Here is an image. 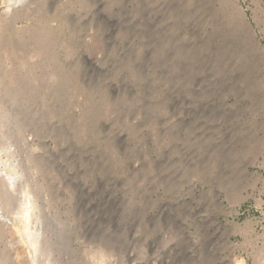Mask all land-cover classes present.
<instances>
[{
	"label": "rangeland",
	"instance_id": "obj_1",
	"mask_svg": "<svg viewBox=\"0 0 264 264\" xmlns=\"http://www.w3.org/2000/svg\"><path fill=\"white\" fill-rule=\"evenodd\" d=\"M0 14V264L264 263V0Z\"/></svg>",
	"mask_w": 264,
	"mask_h": 264
},
{
	"label": "bare ground",
	"instance_id": "obj_2",
	"mask_svg": "<svg viewBox=\"0 0 264 264\" xmlns=\"http://www.w3.org/2000/svg\"><path fill=\"white\" fill-rule=\"evenodd\" d=\"M3 1H4V0H3ZM13 1H15V0H13ZM17 2H18V1H17ZM12 3L14 4V2H11L10 5H12ZM7 6H8V5H7ZM10 9H12V7H11ZM10 9H9V10L6 9V12H5V13L12 14L13 11H12V13H11ZM0 15H1V14H0ZM5 16H7V14H5ZM5 16H4V17H5ZM9 16H11V15H9ZM2 17H3V16H2ZM11 17H12V16H11ZM9 18H10V17H9ZM7 19H8V17H7ZM7 19L4 18L5 21H6ZM0 20H2V19H0ZM8 20H9V19H8ZM2 21H3V20H2ZM0 23H1V21H0ZM1 24H2V23H1ZM28 25H29V24H28ZM18 27H19V26H18ZM20 27H21V26H20ZM19 30H21V29H19ZM23 32H24V31H23ZM16 40H17V39H16ZM25 40H26V39H25ZM18 44H19V43H18ZM8 45H9V44H8ZM6 49H7V48H6ZM44 51H45V50H44ZM19 52H20V51H19ZM22 52H23V51H22ZM5 53H6V52H5ZM24 54H25V52H24ZM33 55H34V54H33ZM33 55H32V56H33ZM39 55H40V54H39ZM23 65H24V64H23ZM7 66H8V65H7ZM22 67H24V66H22ZM45 67H46V66H45ZM46 75H47V74H46ZM51 75H52V74H51ZM0 100H1V98H0ZM10 107H11V106H10ZM10 116H11V115H10ZM10 116H9V114L6 112L5 106L2 104V101H0V131H1L0 133H2L3 136H5L6 133L8 132L7 130L10 129V127H9V128L7 127V124L10 123V121H9V120H10V118H9ZM12 119H13V118H12ZM8 126H9V124H8ZM7 128H8V129H7ZM8 135H9V134H8ZM3 136H2V137H3ZM10 137H11V136H10ZM3 138L5 139V138H8V137L5 136V137H3ZM5 140H8V141H9V139H5ZM1 141H3L2 138H1ZM4 142H7V141H4ZM1 144H2V143H1ZM2 145H4V144H2ZM7 145H8V144L6 143V146H7ZM0 146H1V145H0ZM10 146H11V145H10ZM2 147H4V146H2ZM7 147H8V146H7ZM7 147H6L5 149H7ZM2 149H3V148H2ZM5 149H4V150H5ZM7 151H8V150H7ZM2 152H3V151H2ZM5 152H6V151H5ZM8 152H9V151H8ZM0 155H1V154H0ZM7 162H8V161H7ZM4 165H5V164H4ZM4 165H3V167H0V185L3 184L2 186H4V187L1 186V189H2V188H3V189H2V191L0 192V197H2V199L8 195L7 192L10 191V190H9V189H10V186H12V185H10V184L14 182V181L11 180V178H12L11 175L13 174V173L11 172V169L8 168L7 165H6V166H4ZM8 165H9V164H8ZM10 167H12V166L10 165ZM33 167H34V166H33ZM13 170H14V168H13ZM16 171H17V170H15V173H16ZM16 174H17V173H16ZM12 176H13V175H12ZM31 176H32V175H31ZM31 176H30V177H31ZM15 180H16V179H15ZM11 181H12V182H11ZM26 182H27V181H26ZM14 183H15V182H14ZM14 185H15V184H14ZM29 185H30V184H29ZM36 187H37V186H36ZM11 188H12V187H11ZM13 188H14V187H13ZM28 189H29V187H28ZM26 191H27V190H26ZM25 193H26V192H25ZM41 193H42V192H41ZM30 194H31V193H29V196H31ZM39 194H40V193H39ZM27 196H28V194H27ZM29 196H28V197H29ZM7 197H8V196H7ZM7 197L4 198V199H7ZM32 197H33V196H32ZM2 199H1V201H2ZM25 199H26V198H25ZM3 201H4V200H3ZM5 202H6V201H5ZM7 202H8V201H7ZM31 202H33V201H30V203H31ZM1 203H2V202H1ZM21 204H22V203H21ZM2 205H4V203H3ZM36 205H37V204H36ZM6 206H7V205H6ZM23 206H24V205H23ZM33 206H34V205H33ZM39 207H40V206H39ZM37 208H38V207H37ZM1 209H2V208H0V210H1ZM5 209H6V208H5ZM22 209H23V208H22ZM24 209L26 210V209H27V206H26V208H24ZM29 209H31V207L28 208V210H29ZM33 209H34V208H33ZM35 209H36V207H35ZM6 210H8V209H6ZM30 211H31V210H30ZM38 211H39V209H38ZM1 212H2V210H1ZM1 212H0V214H2ZM12 212H13V211H12ZM27 212H29V211H27V210L24 211V213H23V215H22L23 217H21L20 219L18 218L17 220H21V221H22V218H23V221H24V222H27V219L29 220V216L32 214V213H31V214L29 215L30 212H29V213H27ZM31 212H32V211H31ZM41 212H42V211H41ZM21 214H22V213H21ZM2 215H3V214H2ZM16 216H17V215H16ZM31 216H32V215H31ZM35 217H36V216H35ZM12 218H13V216H12ZM14 218H15V216H14ZM30 218H31V217H30ZM33 218H34V217H33ZM38 220H39V219H38ZM40 220H42V219H40ZM0 222H1V221H0ZM3 222H4V221H3ZM3 222H1V224H2ZM13 222H14V221H13ZM18 222H19V221H18ZM18 222H17V223H18ZM24 222H22V223H24ZM10 223H11V221H10ZM3 224H4V223H3ZM6 224H7V223H6ZM26 224H27V223L23 224L22 226H24V225H26ZM32 224H33V223H32ZM34 224H35V223H34ZM36 224H37V222H36ZM40 224H41V223H40ZM7 225H8V224H7ZM12 225L14 226L15 224H12ZM12 225H11V226H12ZM16 225H17V224H16ZM16 225L14 226L15 228H16L17 226H19V225H17V226H16ZM20 225H21V224H20ZM8 226H9V225H8ZM13 226H12V227H13ZM27 226H28V225H27ZM27 226H25V228H27ZM2 227H3V226H2ZM2 227H1V228H2ZM14 227H13V228H14ZM29 227H30V226H29ZM34 227H35V226H34ZM1 228H0V229H1ZM18 228H19V227H17L16 229H14L15 232H14V231H13V232H14L15 234H19V235H20L19 232L23 231L25 228H23V227H22V228H19V229H21V231H19ZM22 229H23V230H22ZM27 229H29V228H27ZM27 229H26V230H27ZM39 229H40V228H39ZM9 230H10V226H9ZM9 230H7L6 233H7ZM36 230H37V229H36ZM24 231H25V230H24ZM241 231H242V230H241ZM11 232H12V231H11ZM29 232H30V231H29ZM9 233H10V231H9ZM8 235H9V234H8ZM10 235H12V233H11ZM19 235H18V236H19ZM23 235H24V233H23ZM26 235H27V234H26ZM30 235H31V234H30ZM6 236H7V235H6ZM13 236H15V235L13 234ZM10 237H11V236H10ZM16 237H17V235L15 236V238H16ZM21 237H22V233H21L20 238H21ZM11 238H12V237H11ZM18 238H19V237H18ZM23 238H24V237H23ZM44 238H45V237H44ZM21 239H22V238H21ZM21 239H20V240H21ZM25 239H26V238H25ZM17 240H18V239H17ZM36 240H37V239H36ZM32 241H33V240H32ZM32 241H30V242L33 243ZM28 242H29V241H28ZM14 243H15V242H14ZM18 243H19V241H18ZM24 243H25V242H24ZM24 243H23V244H24ZM20 244H21V242H20ZM29 244H30V243H29ZM33 244H34V243H33ZM35 244H36V243H35ZM40 244H41V243H40ZM24 245H25V244H24ZM24 245H22V246L24 247ZM26 245H27V244H26ZM32 246H33V245H32ZM19 247H20V246H19ZM23 247H22V250H23L24 253H23L22 251H21V253L24 255V259H25L28 263H29V262H31V263L36 262V261H34V260L36 259V257L32 256V251H34L35 248L32 249L33 247H31V245H29V247H26V246H25L24 248H23ZM34 247H35V245H34ZM20 248H21V247H20ZM37 248H38V247H37ZM14 249H15V248H14ZM16 249H17V248H16ZM31 249H32V251H31ZM39 249H40V248H39ZM47 249H48V248H47ZM36 250H37V249H36ZM36 250L34 251L35 253H33V255H34V254H37V253H36V252H37ZM39 251H40V250H39ZM255 251H256V250H255ZM18 253H19V252H18ZM47 253H48V251H47ZM38 254H39V252H38ZM38 254H37V256H39ZM40 255H41V254H40ZM105 255H106V254H105ZM252 255H253V254H252ZM21 256H22V255H21ZM35 256H36V255H35ZM239 256H240V255H239ZM257 256H258V255H257ZM257 256L255 257L254 264H256V262H257L258 260H259V261H258V264H259V262H260V259H261L260 257H261V255L259 256V259H257ZM33 257H34V258H33ZM46 257H47V256H46ZM234 258H235V257H234ZM242 258H243V257H242ZM104 259H105V258H104ZM240 260L242 261V259L240 258L239 261L236 260V262H240ZM261 260H262V259H261ZM21 261H23V260H21ZM101 261H102V260H101ZM37 262H38V261H37ZM242 262H244V260H243ZM242 262H240V263H242ZM261 262H263V261H261ZM28 263H26V264H28ZM31 263H29V264H31ZM39 263H40V262H39ZM34 264H35V263H34ZM100 264H101V263H100ZM260 264H261V263H260ZM263 264H264V263H263Z\"/></svg>",
	"mask_w": 264,
	"mask_h": 264
}]
</instances>
